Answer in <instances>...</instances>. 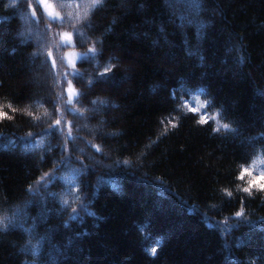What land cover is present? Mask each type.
<instances>
[{
  "label": "trees",
  "instance_id": "16d2710c",
  "mask_svg": "<svg viewBox=\"0 0 264 264\" xmlns=\"http://www.w3.org/2000/svg\"><path fill=\"white\" fill-rule=\"evenodd\" d=\"M52 3L0 0V264H264V0Z\"/></svg>",
  "mask_w": 264,
  "mask_h": 264
},
{
  "label": "rangeland",
  "instance_id": "374dc122",
  "mask_svg": "<svg viewBox=\"0 0 264 264\" xmlns=\"http://www.w3.org/2000/svg\"><path fill=\"white\" fill-rule=\"evenodd\" d=\"M47 3L51 6L50 7V11H52L56 17H57V13L53 7V4H52V0H47ZM43 10L46 12V14L50 17V18H53L51 15H49V10H45V8L43 7V5H41ZM32 32H30L29 30H25L23 32V34H21V36L25 39H27L28 37H31L32 36ZM67 34V33H66ZM68 36L71 37V41H66L65 40V34H63V41L68 45L69 43H71V46L74 45V42L72 40V36L70 34H67ZM59 46L60 48L62 49V60L63 61H66L68 62L71 66H74L76 61L81 58V55L79 53H77L74 49H70L67 53V51H65V45L62 46V43L60 44L59 43ZM61 56V55H60ZM33 77L35 78H39V79H43V77L40 75V74H37V73H34L33 74ZM75 94V92L73 90H71V93L69 94V96L72 98V96ZM186 104L189 105L190 109L193 110V111H198V107L194 104H191L190 101H187ZM37 193V192H35Z\"/></svg>",
  "mask_w": 264,
  "mask_h": 264
},
{
  "label": "snow or ice",
  "instance_id": "6c2138e0",
  "mask_svg": "<svg viewBox=\"0 0 264 264\" xmlns=\"http://www.w3.org/2000/svg\"><path fill=\"white\" fill-rule=\"evenodd\" d=\"M37 3L40 4V5H43V7L45 8V10H49V15H51L53 17V19L56 18V15L52 11H50V7L51 6L47 3V0H37ZM29 7H31V5H29ZM36 10L37 9H33V13L34 14H35ZM65 40L70 42L71 41V37L68 36L67 34H65ZM111 82L113 84L117 83V81L114 78H113V80ZM70 93H71V90H70ZM0 119H8V117L6 115L0 113ZM200 122H201V124H203V123L206 122V120H201ZM56 123L59 124L60 121L57 120ZM245 172H246V170H245ZM246 174L247 175H251V173H247V172H246ZM240 179L243 180L244 179V175H241L240 176ZM261 179H264V177H262ZM255 183H256V178L254 177L253 180H250L249 181L250 187L249 188H245L244 191L250 193L251 192V187H254L255 186ZM259 190L260 191H264V183L260 184ZM229 195H231V194L229 193ZM237 215H242V213H237Z\"/></svg>",
  "mask_w": 264,
  "mask_h": 264
}]
</instances>
